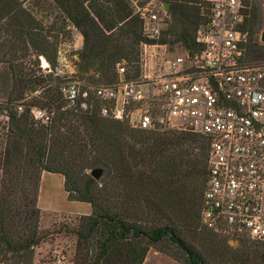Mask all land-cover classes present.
<instances>
[{
  "label": "trees",
  "instance_id": "trees-1",
  "mask_svg": "<svg viewBox=\"0 0 264 264\" xmlns=\"http://www.w3.org/2000/svg\"><path fill=\"white\" fill-rule=\"evenodd\" d=\"M183 1L192 0H163L181 28L168 27L165 34L174 39L158 42L198 52L196 32L208 22L209 8L198 0L195 26ZM71 26L83 35L79 69H93L110 82L117 81L116 65L123 61L127 78L138 79L142 44L157 42L143 35L130 0H0V86L6 93L0 104L9 116L0 152V264H34L52 235L42 227L38 205L44 172L62 174L68 199L92 207L68 228L77 241L74 264H144L152 249L180 264H264L263 241L241 236L233 247L229 235L198 223L209 139L134 129L103 117L98 106L66 108L63 81L42 72L40 57L54 69L60 37L71 36ZM243 30L245 62L264 63V13L256 3ZM28 57H35L30 66ZM36 108L53 114L51 121L36 120ZM94 168L104 170L100 180L91 175Z\"/></svg>",
  "mask_w": 264,
  "mask_h": 264
},
{
  "label": "built area",
  "instance_id": "built-area-1",
  "mask_svg": "<svg viewBox=\"0 0 264 264\" xmlns=\"http://www.w3.org/2000/svg\"><path fill=\"white\" fill-rule=\"evenodd\" d=\"M155 1L141 6L133 0L143 35L157 41L142 44L138 79L127 78L124 61L116 65L115 82L100 73L79 76L61 52L48 73L63 81L67 109L98 106L103 117L134 129L189 131L209 139L202 222L218 233L264 242V63L245 62L243 30L255 0H203L209 20L196 32L200 50L182 47L174 56L170 44L158 42L169 27L170 6ZM70 28L83 41L79 29ZM33 114L44 124L53 116L37 108ZM1 120L7 127V112ZM38 264L70 262L57 255Z\"/></svg>",
  "mask_w": 264,
  "mask_h": 264
},
{
  "label": "rangeland",
  "instance_id": "rangeland-1",
  "mask_svg": "<svg viewBox=\"0 0 264 264\" xmlns=\"http://www.w3.org/2000/svg\"><path fill=\"white\" fill-rule=\"evenodd\" d=\"M134 1L138 2L139 5L143 6L150 0H134ZM130 2L136 13L133 0H130ZM159 2H163V0H156L155 4L157 5ZM197 2L198 0H192L191 2L183 1V4L188 8V11L190 13L188 16V21L189 23L195 26H197L199 21L198 7L196 6ZM254 3H256L259 7H261L264 13V0H255ZM169 27H172V29H174V31L176 32H180L181 25L176 21L172 13H170V17H169ZM71 34H72L71 36H69L68 34L61 35L60 43L58 45L57 60L61 52L62 55L66 56L76 66L79 76L91 78L92 75L94 74L93 69L90 70L89 72H83L79 69L77 64L79 59L78 53L81 51L83 47V41L77 38L75 33L72 32V30H71ZM163 36L164 37L166 36L168 39H174L172 34L168 35L165 34V32ZM170 47L172 50V54H171L172 56L181 53L183 50L181 44L170 45ZM34 60L35 57L33 58L28 57L27 59L28 65L30 66V61L34 62ZM44 60L46 61V65L44 64ZM40 67L42 69V72L45 74L48 73L49 67H51L52 69V66L44 57H40ZM0 70H1V66H0ZM5 97H6V93L2 88V86H0V102L3 101ZM3 113H5V111L2 109V106L0 104V114ZM0 125H1L0 152H3L6 143L5 134L7 133V127L4 126L5 124L3 120H1ZM64 179L65 178L62 174L49 173L46 174L44 180L43 178L41 180V187H40V190L42 188V200L40 201L41 205H39V199H38L39 207L40 206L43 207V210L40 207L42 211L41 222L44 231H49L50 233H52V235H50L46 243H44L41 247L37 249V255L34 264H38L43 261L53 260V258L57 255L65 256L66 260H68L70 264H74L77 241L73 233L68 232V228L70 229L75 228L79 224L80 219L85 215L71 212V211L75 212V211H83V210H80L78 206L80 204L74 203L66 197L67 192L64 187ZM198 223L200 225L203 224L200 217L198 218ZM59 231L60 233H58ZM225 237L227 236L225 235ZM229 243L233 247L239 246L236 237L230 236ZM144 264H180V263L168 257L164 253L152 249Z\"/></svg>",
  "mask_w": 264,
  "mask_h": 264
},
{
  "label": "crops",
  "instance_id": "crops-1",
  "mask_svg": "<svg viewBox=\"0 0 264 264\" xmlns=\"http://www.w3.org/2000/svg\"><path fill=\"white\" fill-rule=\"evenodd\" d=\"M46 174H49V173L48 172H44L43 173V176H42L43 180H44ZM64 182H65V179H64ZM39 194H40V196H39V205H41V202L40 201L42 200V188H41ZM66 197L68 198V193H67V196ZM72 202L77 203V204H80L78 206H79L80 210H83V211H75V212L74 211H71L72 213H77V214H81V215H90L91 214V212H92L91 205H88L87 203H82V202H75V201H72ZM41 209L43 210V207H41ZM43 212H46V211H43Z\"/></svg>",
  "mask_w": 264,
  "mask_h": 264
},
{
  "label": "water",
  "instance_id": "water-1",
  "mask_svg": "<svg viewBox=\"0 0 264 264\" xmlns=\"http://www.w3.org/2000/svg\"><path fill=\"white\" fill-rule=\"evenodd\" d=\"M169 4L167 3L166 4V9H169ZM261 42L264 43V30L262 31L261 33ZM104 174V170L102 168H94L92 171H91V175L96 179V180H100L102 178Z\"/></svg>",
  "mask_w": 264,
  "mask_h": 264
},
{
  "label": "bare ground",
  "instance_id": "bare-ground-1",
  "mask_svg": "<svg viewBox=\"0 0 264 264\" xmlns=\"http://www.w3.org/2000/svg\"><path fill=\"white\" fill-rule=\"evenodd\" d=\"M44 64L46 65V61L44 60Z\"/></svg>",
  "mask_w": 264,
  "mask_h": 264
}]
</instances>
